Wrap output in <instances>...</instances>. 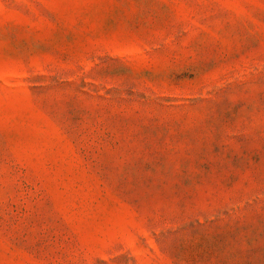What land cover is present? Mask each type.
I'll use <instances>...</instances> for the list:
<instances>
[{
  "label": "rangeland",
  "instance_id": "374dc122",
  "mask_svg": "<svg viewBox=\"0 0 264 264\" xmlns=\"http://www.w3.org/2000/svg\"><path fill=\"white\" fill-rule=\"evenodd\" d=\"M0 264H264V0H0Z\"/></svg>",
  "mask_w": 264,
  "mask_h": 264
}]
</instances>
